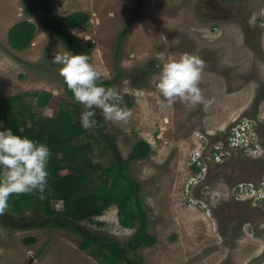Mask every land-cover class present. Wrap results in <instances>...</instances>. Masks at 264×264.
Instances as JSON below:
<instances>
[{"label": "rangeland", "instance_id": "rangeland-1", "mask_svg": "<svg viewBox=\"0 0 264 264\" xmlns=\"http://www.w3.org/2000/svg\"><path fill=\"white\" fill-rule=\"evenodd\" d=\"M51 3L61 18L75 11L89 15L88 25L71 28V32L105 79H112L118 67L121 75L105 87L118 88L123 97L121 106L125 100L131 102L127 107L133 116L128 123L103 120L107 149L100 138L90 139L94 160L107 167L115 157L124 159L137 139L150 145L147 156L126 165L140 184L138 195L148 216V232L156 237L153 244L135 251L142 257V264H251V259L264 264V199H255L260 193L253 196L245 189L242 195L236 194L240 186L255 188L264 181V97L259 111L262 122H258L253 136L256 147L252 144L246 150L243 145H229L234 134L235 141L243 143V134L236 130L246 124V118L257 117L254 100L245 109L252 96L264 91V85H260L264 83V0ZM212 6L224 12L216 21L203 15L212 11ZM23 19L35 24L34 37L27 48L13 49L8 44L7 31ZM125 27L126 32L118 40ZM64 49L69 51L34 14L24 13V0H0V97L48 91L51 98L39 111L55 116L71 101L59 74L61 65L52 62L54 54ZM160 52L176 56L193 53L205 61L200 87L206 99L212 101L210 107L189 108L179 101L171 108L161 106L163 97L156 88L162 66L157 59ZM240 84L244 87L240 88ZM26 102L37 109L33 97H27ZM82 107L80 120L85 110ZM98 112L102 115L99 109ZM88 131L96 136L94 129ZM195 153L200 154L199 170L193 169L199 164L192 165ZM60 205V201L53 202L55 207ZM234 208H240L243 217L241 220L236 215L227 224L226 228L233 223L232 228L238 230L233 237L242 231L247 211L257 212V228L244 224L247 231L244 229V238L236 242L239 249L223 244L213 215L226 219ZM40 215L30 200L21 213L0 216V264H99L91 255L96 243L80 249L79 234L54 226ZM80 225L122 247L135 229L118 223L115 205L92 220L80 221ZM29 237L35 240L25 242ZM229 240L232 242L231 236ZM124 254L136 257L127 248Z\"/></svg>", "mask_w": 264, "mask_h": 264}, {"label": "trees", "instance_id": "trees-1", "mask_svg": "<svg viewBox=\"0 0 264 264\" xmlns=\"http://www.w3.org/2000/svg\"><path fill=\"white\" fill-rule=\"evenodd\" d=\"M24 13L34 14L45 29L73 54H86V49L72 34L71 28L88 25L87 13L75 11L61 18L53 9L51 0H24ZM35 29V24L28 19L12 24L7 31L8 44L17 50L27 48L34 37ZM126 29L127 27L119 33L118 40ZM90 45L91 43H87V46ZM120 75L116 67L114 77L104 79L103 85H111ZM63 84L71 101L61 107L55 116L39 111L46 107L51 98L48 91L21 92L0 97V130L10 128L17 135L45 143L52 153L48 164L49 188L44 193L46 199L41 200L38 192L13 195L9 199V209L3 216L10 217L13 213H21L25 202L32 200L37 212L42 214L40 218L45 217L52 225L68 228L80 235V249H87L91 242L96 243L91 255L99 264H142V257L136 255L135 251L153 244L156 237L148 232V216L138 195L140 184L130 175L126 165L133 159L147 156L150 145L143 139H137L124 159L115 157L109 166L103 167L99 160H94L90 139L97 137L96 140L99 141L100 138L102 146L108 148L105 143L108 141L103 128L104 119L96 109V136L85 130L78 115L83 105L74 101L64 80ZM29 96L34 98L37 109L26 102ZM127 101L122 106L131 104ZM194 169L199 170V167L194 165ZM54 201H60V207L53 206ZM111 205L117 208V219L121 226L135 228L123 247L106 236L85 231L80 225V221L92 220ZM34 240L29 237L25 242ZM125 248L136 257L125 256Z\"/></svg>", "mask_w": 264, "mask_h": 264}, {"label": "clouds", "instance_id": "clouds-1", "mask_svg": "<svg viewBox=\"0 0 264 264\" xmlns=\"http://www.w3.org/2000/svg\"><path fill=\"white\" fill-rule=\"evenodd\" d=\"M206 36L211 38L208 33ZM157 59L162 62L156 83L163 97L162 107L171 108L177 101L189 108L197 105L205 108L211 106L212 101L206 99L200 87L206 68L201 57L193 53L176 56L160 52ZM90 60L88 54H73L65 49L54 54L52 60L61 65L59 74L72 92L74 101L84 106L82 127L85 130L97 127L96 109L101 111L106 122L128 123L133 116L132 109L126 105L121 106L123 97L118 88H106L103 85L106 75ZM253 141V137H249L248 143L243 144ZM51 155L45 143L17 135L10 128L0 130V216L9 209V199L13 195L38 192L41 200L46 199L44 193L49 188L48 164ZM192 161V165L197 163L200 167L195 157ZM148 199L151 200L150 197Z\"/></svg>", "mask_w": 264, "mask_h": 264}, {"label": "flooded vegetation", "instance_id": "flooded-vegetation-1", "mask_svg": "<svg viewBox=\"0 0 264 264\" xmlns=\"http://www.w3.org/2000/svg\"><path fill=\"white\" fill-rule=\"evenodd\" d=\"M212 11L211 10H209V11H207L206 13H203V15H205L206 17H208V19L210 20H212V21H216V20H218V18L220 17H222L223 16V11H221V10H217L214 6H212ZM215 10V11H214ZM202 14V13H201ZM234 18H236V16H233ZM243 60V59H242ZM252 62V61H251ZM151 66H153V64H150ZM242 71L246 74L247 73V71L245 70V68H242ZM146 73H147V71H144L143 72V74H145L146 75ZM148 74V73H147ZM246 82H244V84H245ZM244 84L242 85V84H240V88H241V86H243L244 87ZM249 85V84H248ZM260 85H264V83H261ZM247 85H245V87H246ZM264 95V91L263 92H261V93H259V94H256V95H254V96H250L251 98V103H250V105L245 109V110H247L251 105H252V102H253V100L255 101V107L257 108L258 107V109H257V113H256V118L255 119H251V118H246V124H243V126H239L240 127V129L238 130H236V133H238L239 135L240 134H243L244 136H242L241 138L243 139V143H248V138L250 137H253L254 136V134H256L257 133V125H258V122H262V120H261V112H259L260 111V103H261V101H262V97H264L263 96ZM244 99H245V97H244ZM236 122V121H235ZM234 133H235V130H234ZM246 135V136H245ZM235 138H236V136H235V134H234V136L230 139V143H229V145H234L235 147L236 146H238V147H241L242 145L243 146H245L247 149L246 150H250V146L252 145V144H254L255 145V147H256V143L253 141V142H251L250 144H239L237 141H235ZM255 147L253 148L252 147V149L251 150H255ZM229 149V148H228ZM228 149H226V152L228 151ZM222 155H224L225 153H221ZM200 156V154H196V156H195V159H197V162H200V160H199V157ZM214 156H217V153H215L214 154ZM238 191H237V193L236 194H238V195H242L243 194V189H245L244 191L245 192H248V191H252L253 193H251L253 196H255L254 195V193H257V194H259V195H256L255 196V199H257V198H259V199H257V200H261L260 199V196H261V198L262 199H264V181H261V183H259V184H257L256 186H255V188H252V187H243L242 188V186H240V187H238ZM240 192H242V194H240ZM263 192V193H262ZM241 213V214H240ZM254 213H257L255 210H252V211H247V217H246V220L243 222V225H241L240 223H238L237 221H235L236 222V224L240 227V225H241V228H242V231L240 230V232L238 233V234H234V237L232 236V233L233 232H238V230H235V229H233L232 228V225H233V223L231 224V228L228 226L227 228H226V226H227V224H229V221H230V219H232L234 216H236V215H238L237 217L239 218V219H241L242 220V218H240V217H243L242 216V210L240 209V208H234V213L232 214V215H230V216H227L226 217V219H223V217L221 218L220 216H218L217 214H215V213H213V215L215 216V220H216V222H217V224H218V226H219V229H220V232H221V234H222V237H223V244H224V242H225V245L229 248V249H235L236 248V242L238 241V240H240L241 238H244V224H246V223H249L250 225L252 224V225H254V230L257 228V225H255V223L257 224V217H256V215H254ZM231 217V218H230ZM225 220V221H224ZM221 221L223 222V223H221ZM247 229H248V227H246ZM245 231H247L246 229H245ZM230 236H231V239H232V242L229 240L230 239ZM236 249H239L238 247L236 248ZM250 261H252V263L251 264H255V262H256V264H259L258 263V259L255 261L254 259H251ZM254 261V262H253Z\"/></svg>", "mask_w": 264, "mask_h": 264}]
</instances>
